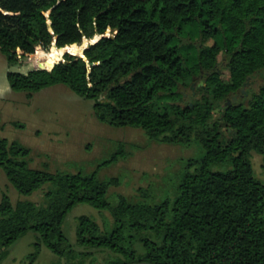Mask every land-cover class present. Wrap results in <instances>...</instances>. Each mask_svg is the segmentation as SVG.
I'll list each match as a JSON object with an SVG mask.
<instances>
[{
  "label": "trees",
  "instance_id": "16d2710c",
  "mask_svg": "<svg viewBox=\"0 0 264 264\" xmlns=\"http://www.w3.org/2000/svg\"><path fill=\"white\" fill-rule=\"evenodd\" d=\"M87 41L51 70L9 72L11 88L31 97L65 85L93 102L99 121L198 154L182 160L174 198L157 202L148 188L138 201H111L119 181L99 171L126 156L124 144L92 173H52L31 167L30 149L0 136V167L20 194L50 185L42 202L14 206L3 195L0 263L29 232L39 235L33 259L42 243L67 264L92 256L77 253L63 231L71 210L87 203L114 220L105 230L78 220L80 247L116 255L99 264H264V183L252 165L257 153L264 170V0H0V53L10 68L39 48ZM195 78L203 94L186 102L182 89Z\"/></svg>",
  "mask_w": 264,
  "mask_h": 264
},
{
  "label": "rangeland",
  "instance_id": "374dc122",
  "mask_svg": "<svg viewBox=\"0 0 264 264\" xmlns=\"http://www.w3.org/2000/svg\"><path fill=\"white\" fill-rule=\"evenodd\" d=\"M75 45L67 51L80 53L88 45ZM213 41L207 44L212 45ZM53 48L37 50V56L22 64L9 67L6 57L0 53V136L10 142L17 141L30 149L29 162L36 169H48L57 173H92L109 159L118 144H124L125 157L118 162L104 166L99 171L102 180L117 178L119 184L109 190V198L123 195L132 201L141 199L140 189H153L157 202L174 198L173 185L182 170V160L196 156L197 148L164 144L151 141L145 132L133 127H113L99 121L95 115L93 102L75 94L65 85H55L28 96L26 92L14 91L8 79L11 71L27 73L31 70L47 68L64 61L67 52ZM228 79L227 71L224 74ZM200 78L191 82V88L182 89L186 102L200 98L197 90ZM193 86V87H192ZM255 177L264 183L262 157L252 154ZM50 185L32 195L20 194L9 182L0 167V200L7 194L15 206L19 201L42 202L43 192ZM90 217L105 230L113 226V218L107 211L95 209L87 203L75 206L66 216L63 231L68 243L77 253L93 252L92 256L79 257L78 264H99L116 255L108 250L80 247L77 242L79 218ZM39 235L29 232L7 248V255L0 264H67V259L54 254L42 243L38 256L35 244ZM72 263V261H70Z\"/></svg>",
  "mask_w": 264,
  "mask_h": 264
},
{
  "label": "water",
  "instance_id": "95a60500",
  "mask_svg": "<svg viewBox=\"0 0 264 264\" xmlns=\"http://www.w3.org/2000/svg\"><path fill=\"white\" fill-rule=\"evenodd\" d=\"M67 51V50H66ZM66 53H71V51H67ZM249 83H246V85H248ZM193 87V86H192ZM243 92H245V90H243ZM233 100L236 101L237 100V96L233 97ZM228 104H230V102H228ZM131 264H151V263H147V262H138V263H131Z\"/></svg>",
  "mask_w": 264,
  "mask_h": 264
}]
</instances>
